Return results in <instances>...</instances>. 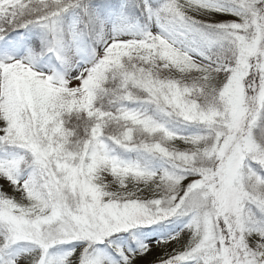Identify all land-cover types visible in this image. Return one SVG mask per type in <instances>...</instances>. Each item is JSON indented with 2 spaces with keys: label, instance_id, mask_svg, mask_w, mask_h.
<instances>
[{
  "label": "snow or ice",
  "instance_id": "1",
  "mask_svg": "<svg viewBox=\"0 0 264 264\" xmlns=\"http://www.w3.org/2000/svg\"><path fill=\"white\" fill-rule=\"evenodd\" d=\"M0 264H264V0H0Z\"/></svg>",
  "mask_w": 264,
  "mask_h": 264
}]
</instances>
